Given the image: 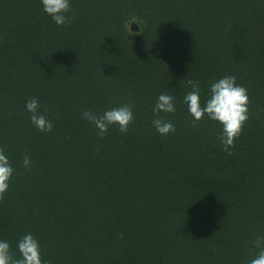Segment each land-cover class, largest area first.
Returning <instances> with one entry per match:
<instances>
[{"label": "trees", "instance_id": "trees-1", "mask_svg": "<svg viewBox=\"0 0 264 264\" xmlns=\"http://www.w3.org/2000/svg\"><path fill=\"white\" fill-rule=\"evenodd\" d=\"M0 264H264V0H0Z\"/></svg>", "mask_w": 264, "mask_h": 264}, {"label": "rangeland", "instance_id": "rangeland-1", "mask_svg": "<svg viewBox=\"0 0 264 264\" xmlns=\"http://www.w3.org/2000/svg\"><path fill=\"white\" fill-rule=\"evenodd\" d=\"M128 30L132 33V34H136L141 30V25L137 20H131L128 23Z\"/></svg>", "mask_w": 264, "mask_h": 264}]
</instances>
